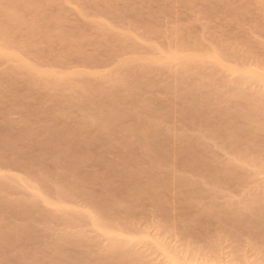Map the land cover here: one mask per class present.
<instances>
[{
  "label": "bare ground",
  "instance_id": "obj_1",
  "mask_svg": "<svg viewBox=\"0 0 264 264\" xmlns=\"http://www.w3.org/2000/svg\"><path fill=\"white\" fill-rule=\"evenodd\" d=\"M173 3L0 0V166L15 170L0 172V264H147L138 251L147 245L167 264H187V249L201 254L199 264H215L203 262L212 256L205 245L228 239L225 264H264V179L256 182L260 194L238 192L245 167L264 156V140L246 123L264 106V0H229L240 14L218 10L216 22L199 12L197 44L159 22L158 14L179 13ZM72 11L79 18L69 21ZM173 17L176 26L188 24L186 14ZM231 20L247 27L220 32ZM161 30L165 39L155 40ZM82 44L98 55L88 59ZM235 46L252 61L231 54ZM68 54L78 55V68ZM157 88L164 98H155ZM79 100L83 106H74ZM11 114L17 119L5 118ZM225 152L231 156L218 162ZM252 166L264 173V164ZM233 175L238 185L228 184ZM171 201L180 205L175 211L164 207ZM134 203L147 204L148 225L177 220L198 231L178 232L188 245L174 248L117 211ZM83 220L105 245L83 242Z\"/></svg>",
  "mask_w": 264,
  "mask_h": 264
},
{
  "label": "rangeland",
  "instance_id": "obj_2",
  "mask_svg": "<svg viewBox=\"0 0 264 264\" xmlns=\"http://www.w3.org/2000/svg\"><path fill=\"white\" fill-rule=\"evenodd\" d=\"M142 1V0H141ZM146 1V0H145ZM160 1V0H159ZM174 3L172 4L173 9H175L176 11H179V13L181 14H186L187 15V25H174L176 22H172L173 20V16L179 15V13H172V12H164L165 14H158V20L159 22H168V27L170 29H173L172 27H176L179 30H181V32L183 33L182 35H184L183 39L184 41L188 42L189 44H197V40L199 38H197L198 36H200L202 34V32L204 31L203 28V24L204 21L202 19H197V15L199 12H203L204 11H210V13H207V15L210 17L211 22H216L218 19V10H223L226 12L227 15L229 16H233V15H237L238 12L236 9L231 8L228 5L229 0H194L191 3H189L188 0H173ZM234 1H241V0H234ZM252 1V0H249ZM161 6V4H160ZM187 7V9H186ZM207 9V10H206ZM159 12V11H158ZM240 14V12H239ZM238 14V15H239ZM160 15V16H159ZM78 12L76 11H72V12H65V18L69 21H73L75 18H79L78 17ZM260 22H264V17L261 18ZM260 22L258 23L260 25ZM246 22H242V24H235L234 20H231L230 22H223L220 26L219 31L220 32H226V31H232L234 33H237L239 31H241V29L246 28ZM155 25H159V23H156ZM165 31H160L155 37V40H162L163 38L165 39L164 36ZM205 41H202L200 44H198L197 46L200 47H204L206 45V41L210 39V37L206 34V37L204 38ZM228 41V40H226ZM260 41L258 39H254V41L251 43V48L254 50H258L260 53L262 52V47L259 43ZM90 44V43H89ZM89 44H82V50L86 51L88 53V59H91L92 57L98 55L94 50L92 45ZM196 46V45H195ZM245 53L244 49H242L239 46H235V48H233V50L231 51V54L234 53H240L244 58L242 59L243 61L249 62L252 61L251 60V53ZM84 53V52H82ZM68 56L72 57L70 58V63L71 67L74 68H78L80 66L79 64V59H78V55L76 56V54H68ZM33 59H36L38 61V59L36 57H33ZM219 76V75H218ZM217 77V76H216ZM163 78H165L163 76ZM196 77L194 76L193 78H189V79H195ZM229 79H231V77H228ZM63 87V85H62ZM152 89V88H151ZM241 90H246L249 89L248 87H241ZM204 90V89H203ZM202 90V91H203ZM257 90H261V89H257ZM43 93H47L48 91L45 90H41ZM153 93L155 94V98H164L165 94H163L161 92L160 89H153L152 90ZM198 92H191L189 95H196ZM164 95V96H163ZM168 97V94L166 95V98ZM261 99L264 101V90H263V96L261 97ZM79 101L74 102L73 105L75 106V104H78V106H83L81 103H79ZM5 106L4 104L0 105V108H3ZM259 107V106H258ZM258 107H254L253 109L250 110V116L251 119L247 120L246 123L248 124L249 127H255L258 130V138L264 140V106H260ZM256 108V109H255ZM6 119H10V120H15L17 119V115L16 114H11L5 117ZM259 139V140H260ZM235 148V147H234ZM236 150V149H235ZM227 151V150H226ZM240 151V150H237ZM246 152V150H244ZM238 156H240L243 160L244 158L241 156L240 153H236ZM228 155L226 152L224 155H220L218 156V162L220 161L221 163L224 162V160H226L228 158ZM110 156V155H109ZM231 156V155H229ZM255 157V155L253 156ZM256 164H251L249 166H244L245 173V177L246 179L243 181L242 183V187L239 184L238 187H240L238 189V192L243 194V193H249L247 196H244L245 198H249L250 195H258L262 192V190L260 189V185H256V182H258L259 180H263L264 179V173L260 172H256L253 171L255 169V167H253L252 165L255 166H261L262 164H264V156L262 154H259V156H256ZM239 158V157H238ZM241 160V159H240ZM246 160L249 162V159L246 158ZM238 162V161H235ZM235 166V165H233ZM263 167V166H262ZM83 170V168H81ZM263 170V169H262ZM2 171H9L11 173H14L15 170H6L4 168H1L0 166V172ZM259 173V174H257ZM227 177H222L221 179H226ZM220 180V179H218ZM239 178H237L235 175L231 176L230 178L227 179L228 184L231 185V183L233 184H237L240 182L238 181ZM190 185L192 184L191 181L188 182ZM88 188H90L91 191H93L94 193H96L97 191L100 190V187L97 186L96 184H94L93 182H90L86 185ZM233 186V185H231ZM19 189V188H17ZM17 189L14 188H9V190L11 192H18ZM161 193H163L161 191ZM166 191L164 190V195H165ZM169 194V193H167ZM80 197V196H79ZM75 199L78 200L77 204H80L82 206H84L85 208L91 210V208H89V204L87 203V201L85 199H81L78 198L77 196H75ZM72 200V199H71ZM142 200L139 199L138 202ZM171 200V199H170ZM174 200V199H173ZM74 201V200H73ZM173 202V201H171ZM138 205V203H134L131 205H127V204H119L117 207V211L120 212V214H123L124 212H128L127 214H134L136 216L135 218V222L133 223V225L135 226V224L139 225L140 227H147V230L152 236L156 237L157 239H162V240H168L169 241V245H171L174 248L177 249H183L185 248L187 245L183 244L184 239L182 238V234H179L178 232H186L187 234L192 232V231H198V228L196 226H186L184 224L178 223L177 220L173 221V223H171L172 226L170 225H165L163 226V228H155L154 225L146 223L147 219L144 218L143 216H146L147 214H150L149 210L146 209L147 204H145L143 207H136L134 208V206ZM179 204L177 203H169V204H165V208L168 209H173V211H175L176 209L179 208ZM27 209L32 210L34 209L33 207L29 206L27 207ZM175 209V210H174ZM88 210V211H89ZM107 208L103 211L104 213H108L107 212ZM48 212V211H47ZM47 212L45 214H47ZM251 214H256L252 211H250ZM57 214V213H55ZM109 214V213H108ZM144 214V215H143ZM158 214H162V213H158ZM243 214H249V213H245L243 212ZM118 215V214H117ZM81 218H83L81 215H78ZM43 218V217H42ZM149 219V218H148ZM43 221L46 222V220L43 218ZM41 221V222H43ZM51 226H53L52 223H50ZM82 226L84 227L85 234L87 235V237L85 238V240L83 241L85 244H88V246H91L92 242H96L97 244H102L105 245V243L107 242L106 238L100 233V231L97 228H93L89 225L88 221H82ZM209 226V225H208ZM207 226V227H208ZM150 227V228H148ZM202 229V226H200ZM212 230V226H209ZM53 228V227H50ZM49 228V229H50ZM200 229V231H201ZM46 230H43L42 228L39 230V235L40 236H44ZM166 241V242H168ZM171 241V242H170ZM171 243V244H170ZM251 244V243H250ZM148 246V247H147ZM147 246H143L139 248V252H142V255L144 256L143 259L144 261H146L147 264H167V262L163 259V257L161 255H159L157 252H155V250L153 248H151V246L147 245ZM230 246H231V241L228 240H221L219 242H213L212 245H205V249L206 251L209 253L207 255H212V256H208L205 258V260L203 262H207V263H214L215 264H225V262H228V256H230ZM250 246V245H249ZM150 247V248H149ZM210 247V250H207ZM186 249V248H185ZM187 253L185 251H182L181 253L184 254V256L186 255V258L184 257L183 259H185L187 264H196L201 261V254L196 253V252H192L190 253V250H186ZM184 252V253H183ZM253 253V252H252ZM251 254V252L248 254V256ZM158 255V256H157ZM231 257V256H230ZM250 258H255L253 254H251L249 256ZM201 263V262H200Z\"/></svg>",
  "mask_w": 264,
  "mask_h": 264
}]
</instances>
